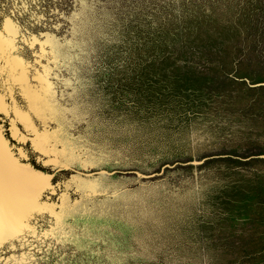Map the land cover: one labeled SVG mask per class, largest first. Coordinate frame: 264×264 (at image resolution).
Wrapping results in <instances>:
<instances>
[{"label": "rangeland", "instance_id": "rangeland-1", "mask_svg": "<svg viewBox=\"0 0 264 264\" xmlns=\"http://www.w3.org/2000/svg\"><path fill=\"white\" fill-rule=\"evenodd\" d=\"M77 3L84 215L0 264H264V0ZM34 11L0 0V27Z\"/></svg>", "mask_w": 264, "mask_h": 264}, {"label": "snow or ice", "instance_id": "snow-or-ice-1", "mask_svg": "<svg viewBox=\"0 0 264 264\" xmlns=\"http://www.w3.org/2000/svg\"><path fill=\"white\" fill-rule=\"evenodd\" d=\"M32 3L38 11L0 27V249L5 254L39 251L53 231L75 230L84 212L79 200L65 197L74 180L73 153H80L82 171L96 163L76 127L83 118L64 115L89 110L87 96L74 87L87 83L90 55L74 23L82 5Z\"/></svg>", "mask_w": 264, "mask_h": 264}]
</instances>
